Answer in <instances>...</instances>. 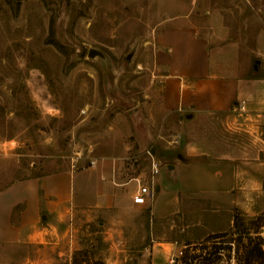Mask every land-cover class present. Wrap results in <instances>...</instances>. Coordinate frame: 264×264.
<instances>
[{"label":"rangeland","instance_id":"374dc122","mask_svg":"<svg viewBox=\"0 0 264 264\" xmlns=\"http://www.w3.org/2000/svg\"><path fill=\"white\" fill-rule=\"evenodd\" d=\"M211 13L251 49L264 34V0H0V189L27 177L82 170L90 159L124 149L123 160L144 173L148 147H176L173 155L187 144L193 158L203 159L231 153L232 142L253 146L263 158L258 131L230 111L179 124L178 112L161 105L157 33L175 24L203 29ZM89 49L97 53L88 57ZM158 161L159 169L166 165V158ZM181 184L193 189L189 178ZM21 193L12 188L2 197L16 200ZM259 197L263 203L264 194ZM169 203L155 195L152 209L157 214ZM233 203L195 195L162 221L144 205L72 209L62 219L39 222L44 236L1 242L0 264H169L183 241L213 233L230 245L220 250L218 263L237 264L259 243L263 254L250 264H264V210L248 216L249 201ZM241 215L248 216V234L237 242L240 226L235 230L232 219Z\"/></svg>","mask_w":264,"mask_h":264},{"label":"crops","instance_id":"0c3cea01","mask_svg":"<svg viewBox=\"0 0 264 264\" xmlns=\"http://www.w3.org/2000/svg\"><path fill=\"white\" fill-rule=\"evenodd\" d=\"M211 14L203 29L175 24L161 28L155 37V61L162 70L161 105L169 112H178L179 124L226 113L238 99L245 100L251 113L264 111V34L256 36L255 48L251 49L241 38L230 36L221 17ZM240 147L231 142V153L203 159L193 158L196 154L187 144L173 155L170 151L176 147L157 149V157L166 158V165L151 183L149 171L135 172V161L129 164L123 160L125 149L121 154L92 158L94 165L82 170H61L11 182L0 189V243L44 236L47 228L39 227V222L49 216L62 219L72 209L138 207L130 199L138 184L152 189L141 205L155 220L171 219L195 195L210 200L231 198V205L247 200L244 214H258L264 210V202L257 201L264 194V155L258 157L253 146ZM174 178L178 183L172 185ZM187 178L193 182L191 191L184 187L185 191L181 184ZM17 187L22 190L18 199L2 197ZM155 195L169 197L167 210L158 209L155 214ZM15 206L19 210L13 221Z\"/></svg>","mask_w":264,"mask_h":264},{"label":"trees","instance_id":"16d2710c","mask_svg":"<svg viewBox=\"0 0 264 264\" xmlns=\"http://www.w3.org/2000/svg\"><path fill=\"white\" fill-rule=\"evenodd\" d=\"M237 222V217L233 216V225L235 230L240 226V229L235 231V238L233 241L239 242L241 237L248 234L247 227H244L243 220L245 215H241ZM255 219V218H252ZM248 220V219H247ZM251 220V219H249ZM223 236L222 233H213L203 238L201 241H183V249L178 257H175L169 264H220L218 263L221 258L220 250L229 248L228 244H223L224 241H216L215 239ZM238 249V247L236 248ZM263 254L259 243L253 244L247 248L242 256V261L237 259V264H250V261L259 258ZM239 261V262H238Z\"/></svg>","mask_w":264,"mask_h":264},{"label":"built area","instance_id":"2783aa9c","mask_svg":"<svg viewBox=\"0 0 264 264\" xmlns=\"http://www.w3.org/2000/svg\"><path fill=\"white\" fill-rule=\"evenodd\" d=\"M230 111L235 117L246 120L247 127L249 125L248 128L253 131H258L261 141L264 144V111L251 113L246 109L245 100L243 99L235 100L231 105ZM172 142L175 143L176 139L174 138ZM143 153L148 160V171L151 183V179L157 174L160 164L156 153L152 151L151 147L145 148ZM88 162L89 166L94 165V160L90 159ZM151 190V187H148L147 185L138 184L137 189L131 194V203L134 205L144 204L148 195L151 193Z\"/></svg>","mask_w":264,"mask_h":264},{"label":"water","instance_id":"95a60500","mask_svg":"<svg viewBox=\"0 0 264 264\" xmlns=\"http://www.w3.org/2000/svg\"><path fill=\"white\" fill-rule=\"evenodd\" d=\"M95 53H97V52L94 49H89L87 52V56L92 57ZM155 153H156V155H158L157 151ZM41 218L43 219L44 215H42Z\"/></svg>","mask_w":264,"mask_h":264}]
</instances>
